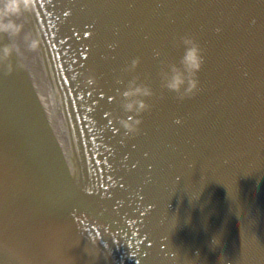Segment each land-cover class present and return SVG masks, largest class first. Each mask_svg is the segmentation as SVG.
Here are the masks:
<instances>
[{
    "label": "water",
    "instance_id": "obj_1",
    "mask_svg": "<svg viewBox=\"0 0 264 264\" xmlns=\"http://www.w3.org/2000/svg\"><path fill=\"white\" fill-rule=\"evenodd\" d=\"M18 23L39 48L0 69V264H264V0H37ZM184 35L204 63L178 101L157 73ZM133 75L156 96L128 136Z\"/></svg>",
    "mask_w": 264,
    "mask_h": 264
},
{
    "label": "clouds",
    "instance_id": "obj_2",
    "mask_svg": "<svg viewBox=\"0 0 264 264\" xmlns=\"http://www.w3.org/2000/svg\"><path fill=\"white\" fill-rule=\"evenodd\" d=\"M37 0H0V36L6 37L8 43L0 45V69L5 75L13 72L12 58L15 57L17 70L23 68L21 58L22 48L29 52H35L39 48V39L30 33L24 32V25L18 21L31 14L36 7ZM24 33L21 36V33ZM18 38L19 42H18ZM115 47V45H109ZM174 48H183V54L177 63L167 60L159 61V71L157 73L160 80V88L174 93L178 101L194 97L199 91V80L197 73L204 63L203 49L195 37L184 35L179 40H173ZM156 57L160 56L157 51ZM140 63L139 58L133 59L129 66L123 69L125 73H132ZM140 77L133 75L127 80L124 90L120 92V109L127 114L124 118H118L120 127L128 136L139 134V125L142 123L141 115L149 112L152 105L146 101L156 96V93L148 84L139 82ZM87 83H95V77L90 76ZM117 85H124L123 77L115 79ZM159 98H163V92ZM179 123V121H175Z\"/></svg>",
    "mask_w": 264,
    "mask_h": 264
}]
</instances>
